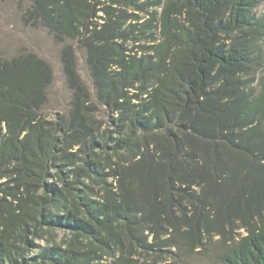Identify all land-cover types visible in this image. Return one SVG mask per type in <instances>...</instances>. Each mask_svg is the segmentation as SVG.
I'll use <instances>...</instances> for the list:
<instances>
[{"label":"trees","instance_id":"trees-1","mask_svg":"<svg viewBox=\"0 0 264 264\" xmlns=\"http://www.w3.org/2000/svg\"><path fill=\"white\" fill-rule=\"evenodd\" d=\"M31 2L90 82L0 56V264H264V0Z\"/></svg>","mask_w":264,"mask_h":264},{"label":"rangeland","instance_id":"rangeland-1","mask_svg":"<svg viewBox=\"0 0 264 264\" xmlns=\"http://www.w3.org/2000/svg\"><path fill=\"white\" fill-rule=\"evenodd\" d=\"M145 0H142V3ZM154 1V0H151ZM31 0H3L0 1V56L24 60L34 57L44 61L51 70V81L46 90L47 100L43 107V114L48 119H56L67 113L74 89L67 69L65 49L72 46L77 61V72L80 78L89 84L90 73L87 65L86 54L78 47V44L69 41L61 42L54 37L42 25L30 15ZM162 6L157 10L160 15ZM258 15H264V5L256 10ZM103 14L100 13L101 17ZM145 17L144 15H140ZM242 232V231H241ZM243 233V232H242ZM245 234V233H243ZM37 244H40L37 242ZM42 245V244H41ZM218 244H211L207 250H197L188 258L164 255L161 259L152 256H144L140 264H221L216 255ZM36 255V252L34 253ZM30 255V257H34ZM146 257V261L145 258Z\"/></svg>","mask_w":264,"mask_h":264}]
</instances>
